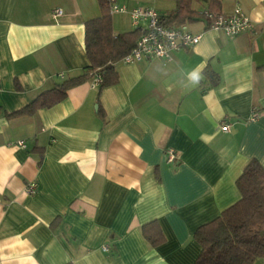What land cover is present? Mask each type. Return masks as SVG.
Masks as SVG:
<instances>
[{
  "label": "crops",
  "instance_id": "0c3cea01",
  "mask_svg": "<svg viewBox=\"0 0 264 264\" xmlns=\"http://www.w3.org/2000/svg\"><path fill=\"white\" fill-rule=\"evenodd\" d=\"M112 1L155 9V0ZM218 2L253 28L228 36L187 23L201 38L170 59L116 62L111 85L89 78L49 107L7 116L81 73L84 22L100 9L97 0H0V264L195 263L194 230L238 199L250 160L264 167V0ZM111 23L114 35L133 29L127 12ZM152 220L164 236L155 246L141 233Z\"/></svg>",
  "mask_w": 264,
  "mask_h": 264
},
{
  "label": "trees",
  "instance_id": "16d2710c",
  "mask_svg": "<svg viewBox=\"0 0 264 264\" xmlns=\"http://www.w3.org/2000/svg\"><path fill=\"white\" fill-rule=\"evenodd\" d=\"M97 1L99 16L84 22V50L89 63L81 73L39 92L24 107L5 115L31 114L38 108L49 107L63 99L68 89L89 78L98 77L99 87L117 81L115 63L134 46L141 32L133 28L114 35L109 13L113 1ZM173 1V9L160 13V22L169 27L203 22L204 11L222 14L218 0ZM193 1L206 2L207 7L197 10L192 7ZM236 187L238 199L194 230V238L201 248L194 264H251L256 258H264V167L257 160H250L237 177ZM141 233L151 246L164 239L154 220L143 224Z\"/></svg>",
  "mask_w": 264,
  "mask_h": 264
},
{
  "label": "built area",
  "instance_id": "2783aa9c",
  "mask_svg": "<svg viewBox=\"0 0 264 264\" xmlns=\"http://www.w3.org/2000/svg\"><path fill=\"white\" fill-rule=\"evenodd\" d=\"M127 12L130 17L131 25L134 29H139L141 34L136 40L134 46L122 56L118 62L129 64L141 59H163L168 60L173 53L180 49H188L201 38V33H194L187 28L186 25L169 27L160 22V13L154 8L146 6H135L128 9L125 4H116L112 2L109 7V13ZM60 8L54 10L56 16L61 15ZM205 20L203 21L206 29L220 30L228 36H234L238 33L250 31L253 28L252 22L241 11L239 7H235L231 13L213 15L204 11ZM99 78L93 77L91 86L98 85ZM254 111L251 118H255ZM220 127L223 131L228 130V125L221 123ZM18 145L24 147L22 140L18 141ZM176 159L175 150L168 148L166 151V162L171 163ZM36 184L34 182L27 185L25 191L28 194L34 193ZM107 246H103V250H107Z\"/></svg>",
  "mask_w": 264,
  "mask_h": 264
},
{
  "label": "clouds",
  "instance_id": "9594fccd",
  "mask_svg": "<svg viewBox=\"0 0 264 264\" xmlns=\"http://www.w3.org/2000/svg\"><path fill=\"white\" fill-rule=\"evenodd\" d=\"M187 77L193 86H198L202 79L200 66H197L195 69L188 72Z\"/></svg>",
  "mask_w": 264,
  "mask_h": 264
},
{
  "label": "rangeland",
  "instance_id": "374dc122",
  "mask_svg": "<svg viewBox=\"0 0 264 264\" xmlns=\"http://www.w3.org/2000/svg\"><path fill=\"white\" fill-rule=\"evenodd\" d=\"M116 4H119L117 2H114ZM171 5H174V2L172 0H155V9L157 11L163 12L162 8L171 7Z\"/></svg>",
  "mask_w": 264,
  "mask_h": 264
}]
</instances>
